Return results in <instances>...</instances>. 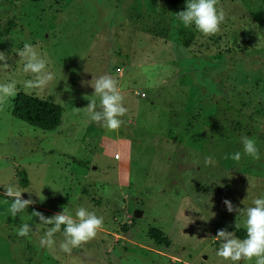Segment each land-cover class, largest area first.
I'll list each match as a JSON object with an SVG mask.
<instances>
[{
	"label": "rangeland",
	"instance_id": "obj_1",
	"mask_svg": "<svg viewBox=\"0 0 264 264\" xmlns=\"http://www.w3.org/2000/svg\"><path fill=\"white\" fill-rule=\"evenodd\" d=\"M186 3L0 0L10 65L0 83L14 80L16 93L64 110L47 132L11 115L17 94L0 104V264H255L218 257L215 236L227 229L244 239V212L264 198V0H218L226 18L211 36L179 21ZM25 43L50 61L44 87H24L35 79L17 54ZM105 74L128 110L112 132L85 109L95 100L99 110L90 81ZM243 136L259 160L244 155ZM237 151L240 161L225 159ZM208 156L215 163L206 166ZM9 184L35 201L15 218ZM225 199L241 211L229 213ZM79 207L103 217L97 237L64 253L62 226L55 246L41 247L51 225H38L33 210L75 218ZM25 223L32 231L19 237Z\"/></svg>",
	"mask_w": 264,
	"mask_h": 264
},
{
	"label": "clouds",
	"instance_id": "obj_2",
	"mask_svg": "<svg viewBox=\"0 0 264 264\" xmlns=\"http://www.w3.org/2000/svg\"><path fill=\"white\" fill-rule=\"evenodd\" d=\"M217 4L218 0H187L186 10L176 13V15L185 27L194 25L196 30L205 36L215 35L220 31V25L226 18L223 8L218 9ZM17 54L24 62L23 71L35 76V79L24 82L25 88H41L53 79L52 74L46 71V67L50 63L46 58V54L41 56L32 44L25 43L23 49L18 50ZM0 62H3L0 63V69L6 70L10 67L8 57L3 52H0ZM81 83L84 85L89 82L81 81ZM90 84L94 89V94L100 98L99 110H97L95 100H90V103L85 107L90 121L95 122L109 132L117 131L124 123L121 117L125 116L128 111L123 104L124 96L118 87V81L105 74L98 78L93 77ZM16 94V81L0 83V104L6 103L9 98L14 97ZM241 142L244 155L251 156L255 160L260 159L259 149L254 139L243 136ZM229 158L238 162L241 159V153L237 151L225 157V159ZM214 163L212 156L205 158L206 166ZM4 189V195L12 200L8 211L13 218L35 203L30 198L24 199L22 197L23 192L32 193L27 189L21 192L11 184ZM223 203L229 213H239L241 211L228 199H225ZM252 203L253 206L248 207L244 212L246 216L244 221L246 237L244 239L235 238L234 232H229L227 229L217 231L215 237L222 241L220 248L216 251L218 257L232 262L255 259V264H264V198H256ZM31 216L39 219L40 223L38 225H51L44 236L40 238L41 247H54L55 240L53 237L64 226V240L59 247L61 251L68 254H71L73 249L80 248L96 238L98 231L103 227V217H98L85 207L76 209L75 218L65 208L62 212L53 214L48 218L42 212L35 210H33ZM234 227L239 229L240 224L235 223ZM31 231L32 227L25 223L17 229L16 234L19 237H27Z\"/></svg>",
	"mask_w": 264,
	"mask_h": 264
},
{
	"label": "trees",
	"instance_id": "obj_3",
	"mask_svg": "<svg viewBox=\"0 0 264 264\" xmlns=\"http://www.w3.org/2000/svg\"><path fill=\"white\" fill-rule=\"evenodd\" d=\"M165 1L169 4H181L186 0ZM63 112V108L52 98H38L24 92L17 93L11 109V115L15 119L47 132L59 127ZM22 181L26 183L25 176Z\"/></svg>",
	"mask_w": 264,
	"mask_h": 264
},
{
	"label": "water",
	"instance_id": "obj_4",
	"mask_svg": "<svg viewBox=\"0 0 264 264\" xmlns=\"http://www.w3.org/2000/svg\"><path fill=\"white\" fill-rule=\"evenodd\" d=\"M142 212L141 211H138V210H136L135 212H134V214H133V216H134V218H140L141 216H142Z\"/></svg>",
	"mask_w": 264,
	"mask_h": 264
}]
</instances>
